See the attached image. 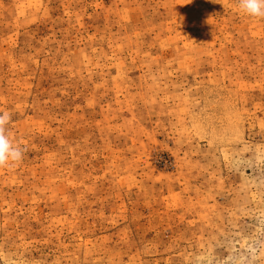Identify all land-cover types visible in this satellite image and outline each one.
Listing matches in <instances>:
<instances>
[{"label":"rangeland","instance_id":"374dc122","mask_svg":"<svg viewBox=\"0 0 264 264\" xmlns=\"http://www.w3.org/2000/svg\"><path fill=\"white\" fill-rule=\"evenodd\" d=\"M0 264H264V19L238 0H0Z\"/></svg>","mask_w":264,"mask_h":264},{"label":"clouds","instance_id":"9594fccd","mask_svg":"<svg viewBox=\"0 0 264 264\" xmlns=\"http://www.w3.org/2000/svg\"><path fill=\"white\" fill-rule=\"evenodd\" d=\"M239 10L251 18L264 19V0H238ZM11 120L8 112L0 113V169L12 167L23 159L26 148L14 142L8 135Z\"/></svg>","mask_w":264,"mask_h":264}]
</instances>
